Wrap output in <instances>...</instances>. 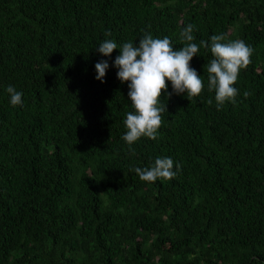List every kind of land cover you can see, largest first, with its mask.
<instances>
[{"label":"trees","instance_id":"16d2710c","mask_svg":"<svg viewBox=\"0 0 264 264\" xmlns=\"http://www.w3.org/2000/svg\"><path fill=\"white\" fill-rule=\"evenodd\" d=\"M188 23L205 87L162 91L157 139L130 149L119 50L95 48L146 32L180 48ZM213 34L254 50L219 110L201 44ZM164 157L173 178H139ZM0 264H264V0H0Z\"/></svg>","mask_w":264,"mask_h":264},{"label":"clouds","instance_id":"9594fccd","mask_svg":"<svg viewBox=\"0 0 264 264\" xmlns=\"http://www.w3.org/2000/svg\"><path fill=\"white\" fill-rule=\"evenodd\" d=\"M195 26L186 24L180 30V39L184 42L180 48H174L169 37H154L151 33H144L138 43L124 42L118 44L113 39L100 41L95 51L104 57L111 58L114 50H119L112 67L117 70V78L121 83H127L128 101L132 111L123 120L125 133L121 139L131 149L142 137L156 140L162 123V113L167 111V105L160 99L162 91L166 97L173 94L184 95L188 100L201 94L205 84L197 70L190 62L198 56L200 45L195 43L193 35ZM111 36V33H106ZM201 44L211 53L207 62V89L214 92L216 108L219 110L226 102L236 103L240 90L235 87L241 70L251 62L253 49L243 40L225 41L223 34H213L208 41ZM110 65L107 59L95 64V79L101 83ZM171 92H168L169 83ZM9 103L13 106L23 104V92L15 86L6 88ZM248 92H244L247 97ZM212 99L208 100L212 104ZM180 170L179 163L170 157L157 158L149 168H137L142 181L155 182L158 179H171Z\"/></svg>","mask_w":264,"mask_h":264}]
</instances>
